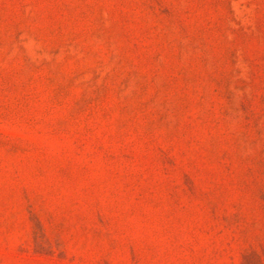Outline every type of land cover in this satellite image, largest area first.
I'll use <instances>...</instances> for the list:
<instances>
[{
	"label": "rangeland",
	"instance_id": "rangeland-1",
	"mask_svg": "<svg viewBox=\"0 0 264 264\" xmlns=\"http://www.w3.org/2000/svg\"><path fill=\"white\" fill-rule=\"evenodd\" d=\"M0 264H264V0H0Z\"/></svg>",
	"mask_w": 264,
	"mask_h": 264
}]
</instances>
